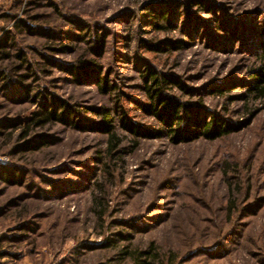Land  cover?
Wrapping results in <instances>:
<instances>
[{
	"label": "rangeland",
	"instance_id": "374dc122",
	"mask_svg": "<svg viewBox=\"0 0 264 264\" xmlns=\"http://www.w3.org/2000/svg\"><path fill=\"white\" fill-rule=\"evenodd\" d=\"M5 38L0 264H264V0H0ZM158 90L239 130L179 142Z\"/></svg>",
	"mask_w": 264,
	"mask_h": 264
},
{
	"label": "trees",
	"instance_id": "16d2710c",
	"mask_svg": "<svg viewBox=\"0 0 264 264\" xmlns=\"http://www.w3.org/2000/svg\"><path fill=\"white\" fill-rule=\"evenodd\" d=\"M159 17V16H158ZM157 17V18H158ZM166 16H163L162 19H164ZM160 18V17H159ZM20 25L17 24L15 28L19 30ZM9 38H5L1 40L0 42V53H1V60L9 59V52H4L8 45H9ZM105 42V36L104 34L98 36L97 40L95 41L97 48L99 50L102 49ZM16 58L20 61V65L18 66L19 69H22L23 67H29L27 61L22 57L21 53H17ZM260 64L261 68L260 71L257 72L254 78V84L250 89L251 95H253L256 99H260L262 102H264V48L262 49V55L260 57ZM93 68L92 71L94 72L96 78H97V85L100 88L101 91L106 92L108 90V83L104 77H100L101 71L95 70L97 68V65L92 64ZM76 69H78V73H74V69H71V73L74 74L75 78L78 80L81 76L87 75L86 68L75 66ZM91 72V71H90ZM89 72V73H90ZM147 72V71H146ZM148 77L151 79L152 82L155 83V85H158L159 83L155 79V75L152 72H147ZM1 79L6 80L7 76L6 73L0 72ZM27 75L22 76V79H26ZM82 78V77H81ZM153 105H151L148 109L146 107H143L145 111H150L153 116L157 117L165 126H175L183 123L186 126L192 127L191 130L188 131H177L173 130V133L178 136V141H193L198 138H203L208 141H214L217 139H220L222 137L231 135L239 130L237 126H234L231 123L224 122L223 120L217 118V117H209L208 120L206 119V116H202L199 111L195 112L192 111V109L187 108L185 105H179L177 102H175L173 99H165L161 95L160 91L156 93L155 97L152 98ZM159 105V108H156V105ZM184 112L185 117L181 118L180 115L182 112ZM64 116V114L60 115ZM57 119V117L54 115V112H50L46 115V117L43 120L36 121L35 125H40L45 122H47L50 119ZM101 121L103 123V126L106 127L105 133L109 134L110 127H111V121L109 120L107 114L102 113ZM130 131L132 134L140 135L137 128H130ZM146 134V135H145ZM149 133H144V136H148ZM157 134L156 136H158ZM116 141L113 134H109V149L114 148V142ZM15 169L9 168L7 165H0V179L5 181L8 184H14L17 180L16 178V172ZM231 206L229 207V209Z\"/></svg>",
	"mask_w": 264,
	"mask_h": 264
},
{
	"label": "built area",
	"instance_id": "2783aa9c",
	"mask_svg": "<svg viewBox=\"0 0 264 264\" xmlns=\"http://www.w3.org/2000/svg\"><path fill=\"white\" fill-rule=\"evenodd\" d=\"M6 159L0 156V165H5L6 164Z\"/></svg>",
	"mask_w": 264,
	"mask_h": 264
}]
</instances>
